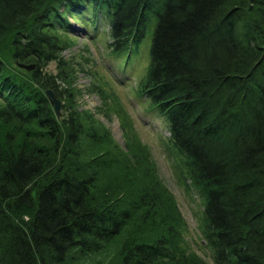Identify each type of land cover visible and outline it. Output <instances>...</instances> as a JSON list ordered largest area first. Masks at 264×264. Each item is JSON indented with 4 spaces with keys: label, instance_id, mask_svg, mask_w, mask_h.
Segmentation results:
<instances>
[{
    "label": "trees",
    "instance_id": "trees-1",
    "mask_svg": "<svg viewBox=\"0 0 264 264\" xmlns=\"http://www.w3.org/2000/svg\"><path fill=\"white\" fill-rule=\"evenodd\" d=\"M100 23L110 54L129 69L152 30L138 94L167 122L204 201L215 263L264 264V0H0V264H64L74 250L98 252L134 220L140 203L119 204L135 193L153 220L171 218L161 206L170 192L151 170L147 180L133 172V187L116 172L103 188L91 174L99 161L80 162L94 129L73 107L58 117L47 97L52 90L62 101L58 76L44 68L68 67L66 37L80 26L93 39ZM148 218L134 221L146 227ZM140 226L124 239L120 263H177L172 225L150 241Z\"/></svg>",
    "mask_w": 264,
    "mask_h": 264
},
{
    "label": "rangeland",
    "instance_id": "rangeland-1",
    "mask_svg": "<svg viewBox=\"0 0 264 264\" xmlns=\"http://www.w3.org/2000/svg\"><path fill=\"white\" fill-rule=\"evenodd\" d=\"M86 32L76 26L75 35L66 37L69 47L62 57L67 70L60 69L55 62L44 68L49 75L65 78H57L62 95L60 117L67 116L69 108L73 107L81 122L94 129L96 140L83 139L80 144V162L99 161L92 165L91 174L96 175L103 188L110 187L108 183L116 172H125L129 176L126 185L133 187L139 175L147 180L145 175L153 171L162 194L167 191L171 194L167 192L169 201L161 202L163 209L169 210L171 218L165 226L153 220L155 215L148 212L146 204L135 193L119 206L129 208L139 202L137 213H133L134 220L150 216L147 226L130 221L118 237L108 241L98 252L74 250L64 264H121L119 253L124 239L132 230L139 229V226L146 231L149 229L154 235L144 233L150 241L165 235L170 225L175 232L172 243L179 250L174 260L177 263L168 260L165 264H216L214 251L204 235V201L187 175L183 156L170 142L167 122L138 94L150 64L152 30L148 31L139 48V60L134 62L132 69L127 68L129 63L124 64L125 59L118 60L110 54L108 24L100 23V34L96 38L90 39ZM17 68L22 69L18 65ZM72 158L68 159L69 162ZM115 197L124 198L119 191Z\"/></svg>",
    "mask_w": 264,
    "mask_h": 264
},
{
    "label": "water",
    "instance_id": "water-1",
    "mask_svg": "<svg viewBox=\"0 0 264 264\" xmlns=\"http://www.w3.org/2000/svg\"><path fill=\"white\" fill-rule=\"evenodd\" d=\"M17 65L20 68L25 69L27 71H31V70H33L35 68V66H33V65H25V64H20V63H18ZM47 95H48V97L51 99V101L54 104V109H55L56 114L58 115V117H60V114H59V110L61 108L60 101L55 97L54 92L51 91V90L47 91Z\"/></svg>",
    "mask_w": 264,
    "mask_h": 264
}]
</instances>
